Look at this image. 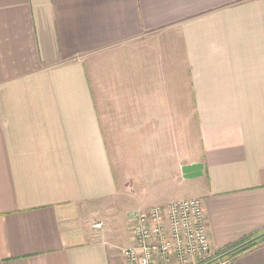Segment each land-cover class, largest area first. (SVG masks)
<instances>
[{"label": "crops", "instance_id": "crops-1", "mask_svg": "<svg viewBox=\"0 0 264 264\" xmlns=\"http://www.w3.org/2000/svg\"><path fill=\"white\" fill-rule=\"evenodd\" d=\"M132 149L201 164L159 202L200 198L211 260L264 264L236 252L264 236V0H0V264H122L157 204L114 210Z\"/></svg>", "mask_w": 264, "mask_h": 264}, {"label": "built area", "instance_id": "built-area-1", "mask_svg": "<svg viewBox=\"0 0 264 264\" xmlns=\"http://www.w3.org/2000/svg\"><path fill=\"white\" fill-rule=\"evenodd\" d=\"M134 219L132 244L119 248L122 264H204L212 259L200 198L157 203L135 212ZM215 262L233 264L229 259Z\"/></svg>", "mask_w": 264, "mask_h": 264}, {"label": "rangeland", "instance_id": "rangeland-1", "mask_svg": "<svg viewBox=\"0 0 264 264\" xmlns=\"http://www.w3.org/2000/svg\"><path fill=\"white\" fill-rule=\"evenodd\" d=\"M148 82L149 90L146 96V105L149 114L156 112V110L159 112L162 109V106L165 108L168 102H173L171 96L164 95V92L160 90L159 86L161 82L164 87L179 86L181 89L187 85V79L185 78L184 73H182L179 79L175 80H172L171 77L166 78L157 74V76L154 75L153 79L152 77H149ZM157 86L158 90L155 91ZM125 155L126 153L122 152V154L117 156L118 158L116 160L117 165H120L121 163L123 167L125 166L128 170L124 177V191H121L117 196L118 200H116V206L114 207L116 213H118V209L129 211L140 203L149 206L153 203H160L159 201L169 200V198L174 195H183L184 191L191 188L190 183H188L191 181H189L188 178H177L173 175V172H171L175 169L173 164H175L177 156H175L174 159L166 156L161 157L162 151L154 150L150 152L149 159L143 163L141 156H138L135 149L130 150V153L126 157ZM158 170L163 171L155 174L154 172ZM141 172L144 173L143 176L141 175ZM137 178L138 181L136 180ZM140 178L141 180H139ZM138 182H140V184ZM110 216H103L106 222L104 220L93 221L91 223L93 229L103 228L104 223L106 225H111L114 221V217ZM95 224H100V227L94 226ZM210 264H215V262Z\"/></svg>", "mask_w": 264, "mask_h": 264}, {"label": "water", "instance_id": "water-1", "mask_svg": "<svg viewBox=\"0 0 264 264\" xmlns=\"http://www.w3.org/2000/svg\"><path fill=\"white\" fill-rule=\"evenodd\" d=\"M201 168H202V165L199 164V163H196V164H193V165L184 166L182 168L183 176L185 178H190V177H194V176L200 175L201 174V171H200ZM228 253L229 252H227V253H225L223 255L217 256L215 259L211 260L207 264H210L212 262H215V261L223 258Z\"/></svg>", "mask_w": 264, "mask_h": 264}, {"label": "trees", "instance_id": "trees-1", "mask_svg": "<svg viewBox=\"0 0 264 264\" xmlns=\"http://www.w3.org/2000/svg\"><path fill=\"white\" fill-rule=\"evenodd\" d=\"M264 240V236L263 237H261V238H259L258 240H256V241H254V242H252V243H250V244H248V245H246V246H244L243 248H241V249H239V250H237L236 252H238V251H241V250H243V249H246V248H250V247H252V246H254V245H256L258 242H260V241H263ZM235 252V253H236ZM230 256V255H229ZM229 256H226L225 258H223V259H226L227 257H229ZM215 264H216V262H215Z\"/></svg>", "mask_w": 264, "mask_h": 264}]
</instances>
